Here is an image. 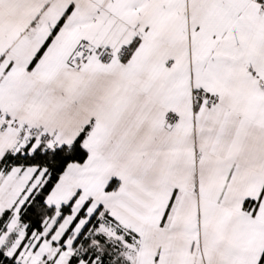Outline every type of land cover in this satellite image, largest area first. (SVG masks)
I'll list each match as a JSON object with an SVG mask.
<instances>
[{
	"label": "snow or ice",
	"instance_id": "6c2138e0",
	"mask_svg": "<svg viewBox=\"0 0 264 264\" xmlns=\"http://www.w3.org/2000/svg\"><path fill=\"white\" fill-rule=\"evenodd\" d=\"M0 264H264V0H0Z\"/></svg>",
	"mask_w": 264,
	"mask_h": 264
}]
</instances>
